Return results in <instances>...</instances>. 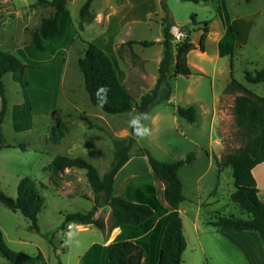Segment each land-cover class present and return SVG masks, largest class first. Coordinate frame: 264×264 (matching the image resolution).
<instances>
[{
    "label": "rangeland",
    "instance_id": "374dc122",
    "mask_svg": "<svg viewBox=\"0 0 264 264\" xmlns=\"http://www.w3.org/2000/svg\"><path fill=\"white\" fill-rule=\"evenodd\" d=\"M83 1L67 0L69 19L63 23L55 39L40 46L32 39V32L43 16L53 12V8L35 4V0H0V47L26 64L23 70L3 76L7 108L0 122V133L10 145L0 150V188L8 196L15 197L18 180L29 176L36 182L43 198L36 226L18 210L9 209L0 202V229L10 249L30 256L40 253L47 264H84L88 245L101 242L105 236L98 227L91 225L81 229L75 221L68 222L73 224L71 229L66 228L67 224L61 227L66 213L87 212L92 208V198L85 196L92 189L84 169L68 168L52 181L47 164L55 155L80 156L92 163L102 175L113 158L114 138L129 134L128 121L133 116L131 111L105 113L89 101L77 65L87 42L99 41L102 49L113 57L119 79L136 103L143 93L154 86L157 78L163 49L159 42L163 37L162 18L170 24L189 28L190 38L196 39L198 49L203 21L213 19L220 4V0L199 3L183 0H93V18L83 22L78 16ZM228 4L233 9L240 8L235 0H228ZM245 4L248 3H242ZM137 6L140 7L138 11L132 9ZM247 6L252 8V5ZM112 9L117 11L111 16L113 26L115 24L117 28L113 39L118 41L115 42H109L102 36L111 32L104 26L107 22L105 14ZM95 13L104 15L100 21L97 19L99 22L94 20ZM263 25L264 15L261 14L255 19V26L242 51L233 45L229 56L221 58L218 63V67H222L221 72L231 70L235 80L262 97L264 82L246 81L244 70L264 67ZM106 28L109 30L107 33ZM140 41L151 43L143 45ZM171 47L172 63L167 72L170 97H160L146 112L150 120L144 123L151 128V135L143 140L136 138L137 145L148 149L157 159L166 161L184 158L188 152L194 153V159L178 170L186 196L182 201L185 214L181 216L186 232L191 227L198 201L201 202L199 219L202 228L209 227L203 219L213 216L215 210L225 215L246 217L247 214L230 199L233 191L231 167L219 170L216 163V159L242 146L248 139L234 121L232 105L236 92H230L225 87L220 102L213 107L212 100L225 83L223 75L218 74L213 79L196 73L170 75L176 61V47L172 42ZM203 49L211 54L215 48L207 42ZM189 59L192 62L191 55ZM182 104L195 107L194 122H188L175 113L174 107ZM80 115L87 116L94 127L89 128ZM57 118L66 123L68 130L60 142L54 144L48 135ZM19 143L24 144V149ZM145 168L148 172L138 166L140 175L130 181L153 182L157 199L160 205L165 206L162 194L164 184L149 175L151 171L147 163ZM127 181L124 178L116 180ZM61 182H77L78 185L67 193L68 187ZM205 182H208L206 189ZM213 187H216L214 192ZM79 191H83L82 195ZM105 213L103 211L98 218L103 220ZM154 218H158V212ZM110 224L109 214L107 226ZM58 241L60 244H57ZM192 245L189 242L184 250L183 264H194L193 260L199 258L203 261L200 264H212L209 259L205 261L204 254H195ZM0 264L13 263L0 256Z\"/></svg>",
    "mask_w": 264,
    "mask_h": 264
},
{
    "label": "trees",
    "instance_id": "16d2710c",
    "mask_svg": "<svg viewBox=\"0 0 264 264\" xmlns=\"http://www.w3.org/2000/svg\"><path fill=\"white\" fill-rule=\"evenodd\" d=\"M93 0H84L78 12L83 22L93 18L91 3ZM194 3L207 2L208 0H183ZM249 2L251 0H244ZM35 4L51 6L53 12L40 19L32 39L40 46L44 42L55 39L61 31L63 23L69 19L67 0H35ZM228 20V14L225 13ZM193 21V19H192ZM82 22V23H83ZM82 23L80 26H82ZM162 57L158 63V74L154 86L143 93L135 103L134 97L122 83L118 76L117 65L113 57L106 53L99 41H89L86 44L83 55L77 59V65L81 71L83 86L89 101L105 113H123L131 111L146 113L160 97L169 98L171 86L168 83V69L172 63V47L166 18H162ZM233 21L229 24L232 30ZM208 21H203V32L199 38V46L203 49V42L207 32ZM187 36L175 47L176 61L172 76L188 75L191 73L187 62V53L195 48L190 38V29L185 28ZM264 37V32H263ZM143 45L151 42L140 41ZM220 44V48H222ZM232 48V47H230ZM222 52V50H221ZM26 66L17 56L0 47V122L7 108L3 76L8 72L21 71ZM231 66V58H230ZM244 78L251 83L264 82V67L255 70H244ZM106 86L107 103H101L103 96L97 97V90ZM230 92H236L233 99L234 121L248 136L242 146L233 151L224 153L216 159L218 169L225 166L231 167L233 191L230 199L238 208L247 214L246 217H237L231 214L225 215L218 210L212 212L213 216L205 217L203 222L212 227H229L239 230L255 231L264 245V201L257 195V186L252 174V168L264 161V97L247 89L243 84L235 80L232 75L226 85ZM134 107V108H133ZM174 111L188 122L196 120V109L193 105H176ZM89 128L94 127L91 120L84 115L79 116ZM17 129V128H16ZM66 123L57 118L49 129L48 138L57 144L67 131ZM0 133V150L9 146ZM24 149V144L19 143ZM143 156L150 168L153 178L163 184V199L167 209L164 215L155 219L158 209L156 189L153 185H147L148 197L140 195H114L113 180L121 166L131 156ZM194 153L188 152L184 158L166 161L159 160L151 152L137 145L133 130L129 128V134L124 137L114 138L113 158L109 168L100 175L95 166L83 157H69L55 155L46 168L50 172L52 181L67 168L84 169L87 181L94 192V204L87 212H68L64 215L61 227L68 222L75 221L80 224H92L98 228L103 227L100 218L93 217L98 206L107 204L110 207L111 226L120 227V233L105 247L106 264H180L181 254L186 246L182 231L181 217L178 212L179 204L184 200L182 194V182L178 175L179 168L194 159ZM215 190H213L214 192ZM0 202L12 210H18L25 218L36 226L37 215L43 206V198L39 193L36 182L29 176L21 177L16 185V196L5 194L0 188ZM99 247L94 243L89 253ZM0 256L13 264L26 261H34L36 264H46L45 259L39 253L30 256L22 252L10 249L4 242L0 229Z\"/></svg>",
    "mask_w": 264,
    "mask_h": 264
},
{
    "label": "crops",
    "instance_id": "0c3cea01",
    "mask_svg": "<svg viewBox=\"0 0 264 264\" xmlns=\"http://www.w3.org/2000/svg\"><path fill=\"white\" fill-rule=\"evenodd\" d=\"M232 1V0H231ZM239 4V9H233L228 4V0H220V4H218L216 8L215 17L211 20H207V32L205 34V39L203 42V47L206 46V43L209 42L214 45V50L211 54H208L206 49L199 48L196 49V39L191 38V41L194 43L195 48L190 50L187 53V62L190 67L191 73H196L199 75L210 76L211 79L215 78L218 74L223 75L224 86L220 89L217 96L214 97L212 100L213 107L215 104L217 105L218 102L221 100V96L224 94V89L231 78V70H224L221 72V68H219L218 63L221 58H225L229 56L230 47L233 45L238 50L244 48L245 44L248 42L251 31L255 26V19L259 18L261 14L264 15V0H251L249 2H245L244 0H235ZM248 3L242 5V3ZM226 4V5H225ZM247 5H252V8H248ZM136 9L138 11L140 9L139 6ZM234 10V11H232ZM106 13V12H105ZM104 13V14H105ZM225 13L228 14V20L226 19ZM101 14V15H100ZM95 13V21L99 19L101 20V16H104L102 13ZM117 11L112 9L110 12L106 13V21L104 27H108L111 29V32L104 36L102 32L103 39L108 40L109 42L118 41L115 38L117 34V28L111 20V16L116 15ZM98 21V20H97ZM98 21V22H99ZM114 21V20H113ZM205 21V20H204ZM233 21H236L233 24V28L229 31L228 26ZM162 29V24H161ZM109 30L106 28L105 33ZM196 30H192V33L196 32ZM199 31V30H198ZM202 30L200 29L199 38L202 34ZM264 32V25L262 27V36ZM191 33V37H192ZM102 39V37H101ZM264 39V37H263ZM163 37L159 39L160 44H162ZM220 44H222V48H220ZM228 46H227V45ZM222 50V52H221ZM194 54L192 55L191 53ZM193 58L192 62L190 61L189 57ZM162 57V55H161ZM161 59V58H160ZM211 64V65H209ZM230 65V64H229ZM225 66V65H224ZM263 68V67H262ZM190 73V74H191ZM121 81V80H120ZM122 82V81H121ZM123 83V82H122ZM213 81L211 80V84ZM182 106H186V104H182ZM212 113L211 116L212 117ZM213 118V117H212ZM211 118V119H212ZM64 137V136H63ZM207 155V153H206ZM210 155V154H209ZM207 155V156H209ZM146 158L143 156H131L118 170L116 173L114 180H113V194L114 195H127V196H135L140 195V197H148L149 194L147 192V185L151 184L154 186L153 182H131L130 180L137 179L139 174V170H137L138 166H140L144 171H147L145 168ZM65 170H68L65 169ZM252 174L256 181L257 186V195L258 197L264 201V161L258 163L252 168ZM128 180L127 182H116L118 179ZM57 185L55 182H53ZM210 184V183H209ZM61 185H65L68 187L67 193L72 192V189L78 185L77 182H61ZM155 187V186H154ZM205 189L208 188V182H205ZM156 189V188H155ZM216 189L213 187L212 190ZM234 189V187H233ZM208 190V189H207ZM205 190V191H207ZM82 195L83 191H79ZM85 193V192H84ZM182 194L184 196V200L186 199L184 193V185L182 182ZM85 196L91 197L92 200L94 199V192L85 193ZM157 199V194H155ZM157 201V211L158 218L164 215V211L167 209L166 202L164 201V205H160L158 199ZM94 204V201H93ZM200 204L201 202H197V206L194 211L193 218L191 219V227L187 231H185V224L183 219L181 218L182 222V231L185 237L186 246L190 242L192 245V249L195 251V254H204V259L207 261L208 259L212 262V264H264V245L260 241L258 234L255 231L249 230H239L233 229L229 227L219 226V227H212L209 226L208 228H202L200 224L202 223L201 219H199L200 214ZM103 211H105L103 222V227L99 228L104 233V239L101 242H91L90 245L85 250L84 255V264H106V256L104 247L114 240V238L120 233V227L118 226H107V219L108 215L110 214V207L107 204L98 206L94 211L93 217L97 218L103 215ZM178 212L180 217L185 214L182 208V202L179 204ZM156 218V219H158ZM92 224H80L77 223V226L81 229H86L87 227H91ZM188 228V227H187ZM202 233L205 235L202 237ZM96 243L99 245L96 249L92 250L89 253V249L91 246ZM184 249V250H185ZM181 254V263L185 261L183 258V253ZM44 258V257H43ZM201 258L193 260L194 264H200L199 262ZM47 264V263H46Z\"/></svg>",
    "mask_w": 264,
    "mask_h": 264
},
{
    "label": "clouds",
    "instance_id": "9594fccd",
    "mask_svg": "<svg viewBox=\"0 0 264 264\" xmlns=\"http://www.w3.org/2000/svg\"><path fill=\"white\" fill-rule=\"evenodd\" d=\"M107 92L106 86H102L97 90L98 101L103 96L102 104L107 103ZM148 120H150V117L147 113H136L128 121L129 127L133 130V134L138 140L146 139L151 135V128L144 123V121Z\"/></svg>",
    "mask_w": 264,
    "mask_h": 264
},
{
    "label": "built area",
    "instance_id": "2783aa9c",
    "mask_svg": "<svg viewBox=\"0 0 264 264\" xmlns=\"http://www.w3.org/2000/svg\"><path fill=\"white\" fill-rule=\"evenodd\" d=\"M168 33L170 34V41L173 43V46L180 44L187 36L186 30L176 24L169 25ZM72 226V223H67L66 228L71 229Z\"/></svg>",
    "mask_w": 264,
    "mask_h": 264
},
{
    "label": "water",
    "instance_id": "95a60500",
    "mask_svg": "<svg viewBox=\"0 0 264 264\" xmlns=\"http://www.w3.org/2000/svg\"><path fill=\"white\" fill-rule=\"evenodd\" d=\"M160 1H164V0H160ZM57 244H60V242L58 241ZM20 264H36V263L33 262V261H26V262H23V263H20Z\"/></svg>",
    "mask_w": 264,
    "mask_h": 264
}]
</instances>
